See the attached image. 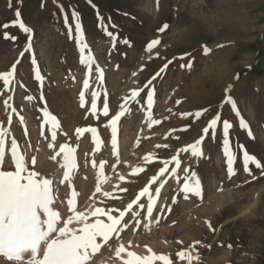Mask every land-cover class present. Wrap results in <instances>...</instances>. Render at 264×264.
<instances>
[{
	"label": "rangeland",
	"instance_id": "obj_1",
	"mask_svg": "<svg viewBox=\"0 0 264 264\" xmlns=\"http://www.w3.org/2000/svg\"><path fill=\"white\" fill-rule=\"evenodd\" d=\"M92 4L95 7L86 0H0V26L9 25L0 27V34L16 37L0 38V72L16 64L10 82L0 80V127L8 129L7 163L0 161V166L15 170L10 151L15 140L29 171L40 173L37 179L53 180L52 207L61 217L57 229L72 218L68 227L78 232L83 225L77 212L88 217L84 223L105 224L110 223L107 215L125 212L118 226L122 230L112 234L89 264H118L128 251L141 257L165 255L172 264H188L177 256L181 251L198 258L192 264H264V176L254 170L253 179L242 167L245 152L264 163V0ZM17 8L21 21L33 30L31 40L12 24ZM72 10L80 16L87 45L83 53L74 31L70 37L64 26L65 16L71 24ZM165 24L169 27L160 32ZM153 39L160 44L149 52ZM29 45L32 50L25 51ZM81 55L90 57L88 64H81ZM133 92L138 95L133 97ZM226 94L234 109L223 103ZM9 97L10 107L4 104ZM45 111L57 118V128L47 123ZM218 112L216 128L205 132ZM119 113L123 115L113 134L111 120ZM225 120L233 125L226 134ZM240 120L248 127L241 128ZM78 128L84 131L78 133ZM198 139L202 157L181 151ZM61 147L73 150L71 170L64 167ZM226 150L236 158L233 168L238 173L231 179ZM174 155L178 163L171 162ZM162 167L167 171L161 176ZM192 171L201 181L202 197L189 194L185 200L180 189ZM145 187L149 192L127 209ZM150 202L153 212L148 216ZM95 208L106 214L92 216ZM121 245L124 251L117 258ZM45 247L42 243L39 258ZM126 260L136 264L135 257ZM0 264L15 262L0 257Z\"/></svg>",
	"mask_w": 264,
	"mask_h": 264
},
{
	"label": "snow or ice",
	"instance_id": "obj_2",
	"mask_svg": "<svg viewBox=\"0 0 264 264\" xmlns=\"http://www.w3.org/2000/svg\"><path fill=\"white\" fill-rule=\"evenodd\" d=\"M18 3H22V0H17ZM54 3H57V0H53ZM86 2L95 7L92 4V0H86ZM8 7H11V3L8 4ZM43 7V4H42ZM61 13L63 14V8L61 7ZM15 19L12 22L13 26L18 27V29L24 33L28 34L29 40L33 39L32 36L33 30L30 27H26L21 21V12L19 8L15 10ZM99 21L100 17L97 16ZM64 26L68 29V34L71 37L73 31L75 33V42L79 46L80 52L83 53L84 49L87 47L83 43V32L81 29V20L79 14L72 10L71 14V24H69L67 16L64 17ZM3 29H7L9 25L6 23L2 26ZM169 25L165 24L162 28L159 29L160 32H164ZM111 35V33H109ZM0 38L5 40L16 39L15 36H9L7 32L0 34ZM127 43V41H125ZM160 44L159 39H153L147 45V50L151 52L153 48ZM31 46L25 51H31ZM208 50L205 49V54ZM21 56L25 55V52L20 53ZM90 57H85L81 55L80 62L81 64H88ZM35 65L36 61H31ZM19 63V61H17ZM189 67H191V62H189ZM166 67V65H165ZM183 67V65H182ZM12 70L0 72V80L4 81L5 84L10 82V78L13 77L14 71L16 69V64L14 63L11 66ZM163 70V69H162ZM99 72V69H97ZM36 78L40 79L39 72L36 73ZM85 86H87L88 81H84ZM231 88V85H229ZM226 92L228 89L225 90ZM138 95L137 92H133L132 96L135 97ZM148 98L151 99L152 93H147ZM95 97L96 94L93 93L92 107L95 108ZM42 99V98H41ZM80 99L83 101V93L80 94ZM9 100L4 101L6 106H9ZM28 100L31 101L32 97H28ZM223 103L232 105L233 109L235 105L232 103V97L225 95ZM83 107V104H81ZM207 111V109H205ZM104 114L107 115V105H105ZM123 113H119L114 116L111 120L113 126V134H115V125L117 120ZM195 115L199 117L200 112H196ZM238 115V113H237ZM44 116L47 117V123L50 124L52 129L57 128L58 122L57 118L54 115H50L48 111L44 112ZM220 118L219 112L216 117L211 119L208 122V126L204 129L205 132H208L209 129H215L217 126V121ZM153 124L158 123V121L153 120ZM232 124L227 120L223 122V129L225 134L227 130L232 128ZM239 126L241 128H247L248 125L244 120L239 121ZM76 131L82 132L84 129L78 128ZM94 131V130H93ZM8 129L0 127V161H3L5 164L4 153V137L7 135ZM115 143V140L113 141ZM201 143V140H196L195 144H190L188 148L181 149V151L191 150L193 157H202V153L197 147ZM227 144V141H225ZM159 147V145L157 146ZM11 156L14 158L13 163L15 165V170H3V166H0V257L5 258L8 262H15V264H89V261L96 256L97 253L108 244L110 239H112V234H118L122 229L118 226L121 225V219L125 216V212L121 211L119 217H114L112 215H107V219L110 223H103L100 220H96L94 223H84L87 220L85 213L77 212L76 218L82 223V227L76 230L69 229L68 225L72 223V218L64 220V227L57 229V222L60 221L61 217L57 211L53 209V189L52 184L53 180L48 178H40V173L35 171H29L26 167V159L23 155H20L17 152V142L15 140L11 141L10 145ZM61 153H64V160L67 162L64 167H67L71 170L74 165L72 164V148L70 147H61ZM59 155V153H57ZM225 155L227 157V177L231 179L237 175L238 170L233 168L234 160L236 159L230 151L226 150ZM55 159V157H52ZM171 162H177L176 156H172ZM32 164H35V158L31 161ZM178 163V162H177ZM254 166V169H250L249 166ZM243 171L248 175L252 176L253 179L256 177L253 175L254 170H259L260 175L264 176V163H261L255 156L249 155L247 152L243 155L242 161ZM137 171H143V169H138ZM167 171V167H162L159 170V174L162 176ZM172 173L176 172V168L171 169ZM185 173L188 172V169H184ZM69 172L64 173V179L67 180ZM123 179V177H121ZM156 177H153L149 183H154ZM184 184L180 191L184 194L183 199L187 200L189 194L195 197H202L201 193V181L198 178V174L195 171H192L190 175L184 177ZM99 191V188L96 189ZM124 191V189H121ZM161 189L157 187L155 192L159 194ZM149 192V188L145 187L139 195L131 203L127 205V209H132L133 205L137 203V200L140 197L145 196ZM151 201V197H149ZM71 201H69V204ZM172 203H176V199L173 198ZM171 209H169L170 211ZM163 211V209H161ZM153 212V205L150 202L147 208L148 216H151ZM98 214L105 215L101 208H95L91 212L92 216ZM138 216L139 213H134ZM43 216V218H42ZM161 217H156V222L158 223ZM140 221L137 220V225ZM53 233H58L56 238H52ZM98 238L99 241L98 242ZM46 245L42 258L38 257V252L40 250L41 244ZM194 244H200V241H195ZM210 247V246H209ZM231 248V245H229ZM124 251L123 246L121 245L115 251V256L120 257L121 252ZM195 251V248H193ZM127 255L129 257H135L136 264H152L153 261H161L164 264H172L169 258L165 255H149V256H136L135 253L128 251ZM177 256L180 260L187 259L188 264H192V261L198 259L197 257L192 256L186 251H181L177 253ZM123 264H132L131 261L125 260Z\"/></svg>",
	"mask_w": 264,
	"mask_h": 264
},
{
	"label": "bare ground",
	"instance_id": "obj_3",
	"mask_svg": "<svg viewBox=\"0 0 264 264\" xmlns=\"http://www.w3.org/2000/svg\"><path fill=\"white\" fill-rule=\"evenodd\" d=\"M127 257H128V255L123 256L118 264H123V262L126 260ZM97 264H102V262L100 261V262L97 263ZM116 264H117V263H116Z\"/></svg>",
	"mask_w": 264,
	"mask_h": 264
}]
</instances>
